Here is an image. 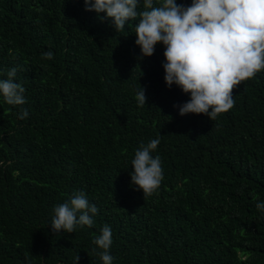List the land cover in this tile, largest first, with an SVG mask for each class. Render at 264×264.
I'll return each mask as SVG.
<instances>
[{
    "label": "trees",
    "instance_id": "trees-1",
    "mask_svg": "<svg viewBox=\"0 0 264 264\" xmlns=\"http://www.w3.org/2000/svg\"><path fill=\"white\" fill-rule=\"evenodd\" d=\"M128 23L117 33L84 0H0V79L17 67L26 99L0 96V264H102L105 225L112 264H264V69L216 120L181 116L190 94L165 84L164 46L141 57ZM157 138L163 180L144 199L131 161ZM74 191L94 224L55 233L53 208Z\"/></svg>",
    "mask_w": 264,
    "mask_h": 264
},
{
    "label": "clouds",
    "instance_id": "clouds-1",
    "mask_svg": "<svg viewBox=\"0 0 264 264\" xmlns=\"http://www.w3.org/2000/svg\"><path fill=\"white\" fill-rule=\"evenodd\" d=\"M85 11L111 20L115 31L134 26L136 45L141 57H151L158 44L164 46L165 84L176 85L190 99L179 106V114H204L211 121L233 108V90L242 81L264 69V0H192L190 6L177 0H84ZM142 5V7H141ZM100 13L106 14L99 17ZM53 59L51 51L42 54ZM17 67L10 68L0 79V96L12 106L26 103L25 88L16 82ZM135 99L146 106V96L139 86ZM21 108L18 119L28 117ZM160 140L141 143L131 161V184L143 192L144 199L153 195L163 180L159 155L153 157ZM264 211V202L256 203ZM98 213L82 191H74L63 203L55 205L51 218L53 232L73 233L77 227H92ZM112 230L105 225L93 240L102 264H112L110 255ZM79 256L75 258L78 264Z\"/></svg>",
    "mask_w": 264,
    "mask_h": 264
}]
</instances>
